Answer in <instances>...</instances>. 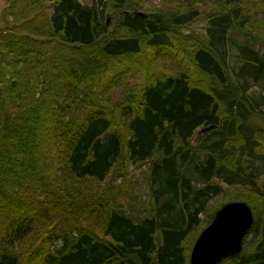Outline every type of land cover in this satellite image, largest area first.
Masks as SVG:
<instances>
[{
	"label": "trees",
	"instance_id": "1",
	"mask_svg": "<svg viewBox=\"0 0 264 264\" xmlns=\"http://www.w3.org/2000/svg\"><path fill=\"white\" fill-rule=\"evenodd\" d=\"M144 1L107 0L98 11L79 0H7L3 18L13 24L0 25V264H191L200 231L235 200L251 208L253 222L242 250L218 264H264V180L253 166L264 160V0H213L203 35L184 32L196 8L160 0L145 9ZM108 6L115 14L106 26L100 18ZM228 39L238 70L227 60ZM144 47L149 57L136 62ZM133 64L141 76L124 89L121 109L84 114L96 109L86 81L93 75L89 82L98 84L107 68L103 84H118L127 74L111 69ZM35 69L45 75L35 77ZM249 81L259 83L258 97ZM146 160L145 215L122 201L132 197L125 177L98 189L108 174ZM238 176L241 188H231ZM63 214L78 220L73 228Z\"/></svg>",
	"mask_w": 264,
	"mask_h": 264
},
{
	"label": "rangeland",
	"instance_id": "2",
	"mask_svg": "<svg viewBox=\"0 0 264 264\" xmlns=\"http://www.w3.org/2000/svg\"><path fill=\"white\" fill-rule=\"evenodd\" d=\"M81 3H85V4H89V5H95L97 10L100 11V9L102 8V3L106 2L107 0H79ZM180 6L185 9H193L196 8L198 13L189 21L186 22V27L184 29V32H187L189 30L194 31L197 34H205L207 33V27L209 26L210 23V18H208V14L210 12L211 9L215 8V3L213 0H204L202 2V0H178ZM143 3V6L145 9H156L153 8V6L158 7L160 5V0H146ZM6 4H7V0H0V25L1 24H8L9 26L13 24L12 21V17L8 16L3 18V14L5 12V8H6ZM11 6V5H9ZM19 3L15 4L13 7V10L9 11L10 14L11 13H15L16 9H19ZM162 8H166L165 5L161 6ZM45 10V7H41L40 11H37L36 16L33 17V20L37 21L38 20V24H42L41 22H43V12ZM104 18H100L101 22H105L108 19V23L106 26H108L110 24V22L112 21V18L115 14V10L111 7H107L104 11ZM27 17H29V14H26ZM232 35H236L235 37H238L239 39L237 40V43H243V40L241 37H239L234 31H231ZM261 44V53L262 50L264 49V44ZM192 46L187 45V51L191 50ZM227 50H228V54H227V60L230 63V65L235 68V69H239V64L238 62L239 57H238V50L235 47V44L231 41V39L227 40ZM225 47V48H226ZM88 52L93 53V50L88 49ZM95 53V52H94ZM96 54V53H95ZM94 54V55H95ZM150 54V51H148L146 49V47H144L142 49V54L139 55H134V59L136 62H140L141 58H148ZM83 61V60H82ZM76 64H81L84 65L81 61H77ZM186 69L188 71H190L191 73H193L194 71L192 70V68L189 66V64L187 63V65L185 66ZM138 68H141V66L137 65V64H133L132 67H124L121 66L119 68H115V69H111L112 71L115 70H124L125 74H127L126 77L123 78V80L118 83V84H114L111 86H106L103 84L104 81H109V79L107 78V74H108V69H104L100 75L103 79H101V81L98 84L97 80L92 79L91 82H89L91 80V78L93 77V75L91 76V78L89 80L86 81V84L84 86L83 89H85L84 91L86 92L87 95H91L93 100H94V104L92 106H95L96 109H93L91 106L90 107H85V112L84 114H92L91 116L94 115V113H96V110L99 108H105L107 111H111V109H109L110 106L112 107H119L121 109V105L122 103H124V99H125V95L122 96V93L124 91V89L131 84L132 82H135L139 79V77L141 76L140 74L136 73L137 70H139ZM66 69V68H65ZM52 71V70H50ZM49 70H46V73H51ZM35 73V77L38 76H44L45 74L41 71H39L38 69L34 70ZM146 79L150 78V75L148 73H146L145 75ZM249 90L250 92L258 97L259 92H260V85L259 83H251V81H249ZM82 86V85H81ZM106 87L108 89H110L111 91V95L107 94L106 96L102 95L101 91L99 90V88H103ZM90 90V91H89ZM89 91V92H88ZM109 92V93H110ZM122 96V97H121ZM107 97H109V100H107ZM121 101V103H119ZM114 111V108H113ZM115 112H117V110H115ZM113 116V113H112ZM114 117V116H113ZM49 124H47L46 122L43 124L45 126H49L50 125V121H48ZM259 123L263 124V121L261 118H259ZM46 136L47 134V130L45 128H43L40 131V135ZM149 166H150V162L148 160L145 161V163H143L142 165L136 166V164L134 163H128L126 164L124 169H120L118 168V171L115 174H108L106 176V178L100 182L99 187H95L94 188H98L99 190H102L103 188L107 187V184L110 180L114 181L116 184H119L121 182V178L125 177L124 180L126 181L125 186L132 191V197L129 199H122V201H124V203H126L129 206H132L131 208H129V211H135L140 213L141 215H145L147 213V208L149 206V202L151 201L150 199V191H149V187H147V181H146V176H147V171L149 170ZM255 170L257 173H259V176L261 179L264 180V160H259V162H257V160L255 161V164H253ZM240 178V176H238ZM238 177H236L235 182L233 184H230V187H240V185H242L241 183L243 182V180L238 179ZM242 181V182H241ZM241 182V183H240ZM222 186L224 187V189H226L228 186L227 183L222 182L221 183ZM240 184V185H239ZM218 198H221V195L218 196ZM3 211L5 213L8 212V209L4 208ZM36 209L31 210V212H29L28 214H31V216H33L35 214ZM204 214L201 215V217ZM29 218V217H26ZM257 219V215L255 217V220ZM61 220L63 222H65L67 224V226H69L70 228H73V221L77 222L78 220L75 217H71V216H66L65 214H63L61 216ZM264 220H261V223ZM256 226L254 227V229L252 231H250L247 235V240H249L250 238H252L254 235V230H255ZM255 233L259 234V231L256 230ZM258 236V235H257ZM246 240V242H247ZM195 242V241H194ZM193 242V244H194ZM192 244V246H193ZM60 245V242H51L48 246V250L49 251H53L55 250L54 248L58 247ZM191 246V247H192ZM47 247L44 248L43 251H46Z\"/></svg>",
	"mask_w": 264,
	"mask_h": 264
},
{
	"label": "water",
	"instance_id": "3",
	"mask_svg": "<svg viewBox=\"0 0 264 264\" xmlns=\"http://www.w3.org/2000/svg\"><path fill=\"white\" fill-rule=\"evenodd\" d=\"M261 54L264 59V49ZM207 128H200L195 139ZM252 222L253 213L244 201L235 200L223 204L196 238L189 255L190 263L217 264L226 256L238 254ZM262 234L264 236V222Z\"/></svg>",
	"mask_w": 264,
	"mask_h": 264
}]
</instances>
